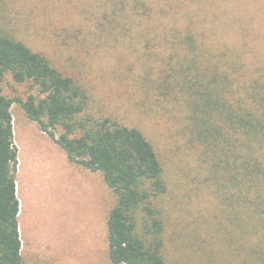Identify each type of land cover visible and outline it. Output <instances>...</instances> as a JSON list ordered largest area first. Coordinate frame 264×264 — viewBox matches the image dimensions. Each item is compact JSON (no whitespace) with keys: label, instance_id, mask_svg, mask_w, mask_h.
<instances>
[{"label":"rangeland","instance_id":"obj_1","mask_svg":"<svg viewBox=\"0 0 264 264\" xmlns=\"http://www.w3.org/2000/svg\"><path fill=\"white\" fill-rule=\"evenodd\" d=\"M0 29L73 76L89 94V115L137 127L151 141L169 184V264H207L211 252L226 250L210 181L229 171L215 172L201 142L190 141L186 96L179 102L159 89L161 68L188 53L183 47L176 54L170 40L191 33L206 61L199 68L228 77L224 97L234 105L238 78L264 71V0H0ZM239 61L244 77L235 70ZM2 91L42 96L10 74ZM11 111L23 264H113L107 217L115 196L101 172L71 162L19 103ZM227 145L225 161L237 166L234 154L246 155L248 144L234 139Z\"/></svg>","mask_w":264,"mask_h":264},{"label":"trees","instance_id":"obj_2","mask_svg":"<svg viewBox=\"0 0 264 264\" xmlns=\"http://www.w3.org/2000/svg\"><path fill=\"white\" fill-rule=\"evenodd\" d=\"M170 43L176 54L183 47L189 54L181 61L165 63L161 68L165 78L159 89H167L166 94L176 100L185 94L190 141L201 142L205 158L213 162L215 172L222 168L229 171L213 174L210 181L219 208L216 225L220 238L226 242L228 257L222 262L219 254L223 256L225 251L211 252L207 264H264V71L248 80L238 78L233 105L224 97L228 77L199 68L206 61H202L191 33L185 37L179 34ZM183 62L195 67H180ZM241 64L235 62V70L244 77ZM168 67L170 72L165 69ZM8 74L17 83L30 81L42 96L31 94L23 99L4 94L2 83ZM15 102L65 151L71 162L101 172L115 196L107 217L111 262L169 264L165 254L169 184L151 141L137 127L89 115V94L73 76L63 74L47 56L1 29L0 264H23L16 183L18 147L11 111ZM56 128L62 130L59 136ZM234 139L246 140L249 147L246 155L234 154L240 160L237 166L225 161L230 157L227 143Z\"/></svg>","mask_w":264,"mask_h":264},{"label":"crops","instance_id":"obj_3","mask_svg":"<svg viewBox=\"0 0 264 264\" xmlns=\"http://www.w3.org/2000/svg\"><path fill=\"white\" fill-rule=\"evenodd\" d=\"M53 140V139H52ZM55 142V141H54ZM56 143V142H55ZM17 187H18V185H17ZM18 190H19V187L17 188ZM17 190V191H18ZM19 193V197H20V191L18 192ZM22 196H23V192H22ZM21 205H23V207L21 206V210L23 211V208H24V205H25V203H24V200H23V203H21Z\"/></svg>","mask_w":264,"mask_h":264}]
</instances>
